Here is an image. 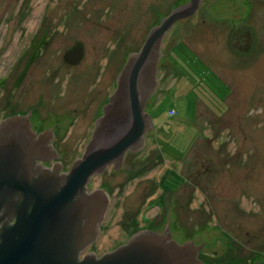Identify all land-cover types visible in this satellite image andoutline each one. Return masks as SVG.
Returning a JSON list of instances; mask_svg holds the SVG:
<instances>
[{"label":"rangeland","instance_id":"374dc122","mask_svg":"<svg viewBox=\"0 0 264 264\" xmlns=\"http://www.w3.org/2000/svg\"><path fill=\"white\" fill-rule=\"evenodd\" d=\"M187 1L0 0V118L34 108L37 123H61L55 143L70 164L128 52ZM245 2L233 19L206 0L165 34L143 146L89 178L109 201L90 245L97 256L165 226L173 240L201 245L205 264L264 254V0ZM77 44L72 62L65 53Z\"/></svg>","mask_w":264,"mask_h":264},{"label":"water","instance_id":"95a60500","mask_svg":"<svg viewBox=\"0 0 264 264\" xmlns=\"http://www.w3.org/2000/svg\"><path fill=\"white\" fill-rule=\"evenodd\" d=\"M202 0L177 5L154 25L139 51L129 53L116 78V87L94 124L92 137L70 172L58 174L35 162L56 155L50 145V128H29V114H13L0 123V264H203L197 257L201 245L172 239L148 229L134 233L124 245L97 256L78 255L98 231L108 197L102 189L84 192L94 172L114 163L119 168L125 152L143 146L144 133L153 126L145 111L157 83L155 73L164 34L179 19L193 15ZM77 44L66 59H80ZM16 215L15 222L10 219Z\"/></svg>","mask_w":264,"mask_h":264},{"label":"flooded vegetation","instance_id":"af4514ba","mask_svg":"<svg viewBox=\"0 0 264 264\" xmlns=\"http://www.w3.org/2000/svg\"><path fill=\"white\" fill-rule=\"evenodd\" d=\"M205 1L206 0H202V2L201 3H199V5H198V8H197V10L205 3ZM210 4H211V1L209 2ZM208 3V4H209ZM215 3V4H214ZM222 3V5L223 6H220L219 7V9H222V11H221V13L224 15V17L225 16H228V18H230V15H231V17L234 19L235 17H237V16H242L243 14H245L246 12H247V10L249 9V7H248V5L246 4V2H245V0H213V6H215V7H218V5L219 4H221ZM260 9H262V7L260 8ZM262 11L264 12V9H262ZM210 12L213 14V16H215V17H218V15L219 14H216L215 13V10L214 9H212L211 8V10H210ZM225 13V14H224ZM229 13V14H228ZM233 13V14H232ZM187 18V17H186ZM168 31V30H167ZM149 33V32H148ZM167 33V32H166ZM165 33V34H166ZM165 34H164V36H165ZM148 35V34H147ZM146 35V36H147ZM164 36H163V38H164ZM163 38H162V40H163ZM145 39H146V37H145ZM162 43V42H161ZM135 52V51H134ZM160 52H161V48H160ZM129 53H133V51L131 52H128V54H127V58H129ZM162 53V52H161ZM162 55V54H161ZM161 55H159V58H160V56ZM81 56H82V54H81ZM158 58V59H159ZM156 65H157V63H156ZM157 71H156V73H155V79L157 80ZM158 83V82H157ZM157 83H156V85H155V87H154V89L156 88V86H157ZM154 91V90H153ZM150 99V97L147 99V101ZM107 102H105L102 106H101V111H100V114L98 115V117L100 116V115H102V113H103V108H104V105L106 104ZM147 104V103H146ZM25 114H29V117H28V119H29V123H30V125H29V128H30V130H32V131H35V133H36V138L38 137V135H39V133L40 132H43L44 130H47V129H49L50 128V130H51V132L53 133V139L50 141V145L52 146V148H54L55 150H56V155H55V157H53V158H49V159H40V158H35V162L36 163H39V164H41L43 167H48L49 169H50V171H53V166H54V162H59V163H61L62 164V166L61 167H59V169H58V174H61L62 172H70V170H71V167H72V165L74 164V162L77 160V158H81L82 157V155H83V153L86 151V147H87V143L85 144V146L83 147V150H82V152H81V155L80 156H77L70 164H68V165H66L64 162H63V159L61 158V151H60V149H59V147L56 145V137H58V134L61 132L60 130V128H62V125H61V123H58V122H54V123H46V125H43L42 123H37L36 121L37 120H35V118H36V116L34 115L35 114V110H34V108H30V110L27 112V113H23L22 115H25ZM10 116V115H9ZM6 117H8V115H6V116H4V117H1L0 118V123H1V121H2V119H5ZM35 117V118H34ZM91 137H92V134H90V136H89V141H90V139H91ZM143 143H144V140H143ZM128 152H133L134 150H127ZM126 151V152H127ZM124 158H125V156L123 157V160H124ZM122 164V163H121ZM122 166V165H121ZM109 167L110 168H113V169H116L117 167H114V163H111V164H109ZM90 178V177H89ZM88 178V180H86V182H85V184H84V186H85V189H84V192H94L96 189H98L99 187L98 186H93V183H91V181H90V179ZM109 202V201H108ZM107 205H108V203H107ZM106 208H107V206H106ZM106 210V209H105ZM104 217H105V215L103 216V218H102V220H101V222H100V224H98V231H99V229L101 228V225H102V223H103V220H104ZM15 219H16V215H14L11 219H10V221H9V223L10 224H13L14 222H15ZM1 225V224H0ZM143 229H147L146 227H144V228H140V229H138V231H140V230H143ZM150 229V228H149ZM165 229H166V226H165ZM151 230V229H150ZM137 231V230H136ZM137 231V232H138ZM134 233V232H133ZM131 237V236H130ZM129 237V238H130ZM129 240V239H128ZM128 240H126V241H123V242H121V243H119L117 246H116V248H118L119 246H121V245H124ZM92 244V241H90L88 244H86L82 249H80V251H79V255H78V258H79V260H82L86 255H87V250H88V252L89 251H92V249H90V245ZM88 248V249H87ZM111 250H113V248H111V249H109L108 251H111ZM93 252H95V251H93ZM96 253V252H95ZM252 264H264V254H261V256L259 257V258H255V259H253V261L251 262ZM203 264H205V263H203Z\"/></svg>","mask_w":264,"mask_h":264},{"label":"built area","instance_id":"2783aa9c","mask_svg":"<svg viewBox=\"0 0 264 264\" xmlns=\"http://www.w3.org/2000/svg\"><path fill=\"white\" fill-rule=\"evenodd\" d=\"M173 112H174V110L171 109V112L170 113H173Z\"/></svg>","mask_w":264,"mask_h":264}]
</instances>
